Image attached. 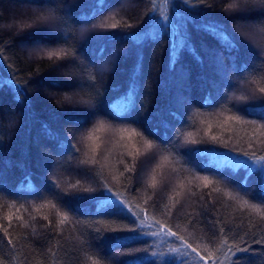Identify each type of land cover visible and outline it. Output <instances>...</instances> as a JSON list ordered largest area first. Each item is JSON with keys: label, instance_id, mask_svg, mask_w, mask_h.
Here are the masks:
<instances>
[{"label": "trees", "instance_id": "trees-1", "mask_svg": "<svg viewBox=\"0 0 264 264\" xmlns=\"http://www.w3.org/2000/svg\"><path fill=\"white\" fill-rule=\"evenodd\" d=\"M108 2L114 6L104 15L97 16L90 23L69 25L73 35L67 44L63 42L35 44L22 39L26 33H20L17 28H5L0 31V35L4 37V44H0L2 50L0 54L4 57L0 63V79H8L13 71L18 72L16 78L19 80L31 79L29 91L33 94V109L36 113L35 118L25 116L20 105L13 103L9 87L0 84V174L4 178L8 192L13 191L27 172L32 173V180L38 185L46 186L45 169L41 164L42 152L44 149H53V144L45 138L41 130L40 121H46L61 135L67 130L74 137L72 142L79 149V155L73 158L74 163L78 164L81 160H90L93 157L99 161L92 167L99 181L111 186L113 192L137 214V227L156 233L152 237L153 251L159 253L181 248L176 255L183 257L186 264H203L199 255L183 248V242L167 235L163 230L167 225L197 248L200 255L209 253L213 256L219 255L217 249L225 238L228 244H240L241 240H246L256 250L255 256L250 257L252 264H264V216L249 207L257 205L264 213V198L259 197L258 192L253 194L256 197L253 199L211 173L194 169L171 148L161 147L158 139L138 135L141 129L134 124H122L107 115H97L79 128L66 123L60 114L66 95L79 97L89 91L79 85L70 86L69 81L78 80L81 75L94 77L97 88L106 91V101L121 96L128 86L137 51L123 39L121 30L128 24H138L146 14L152 12L155 21H146V29L155 23L163 33V28L158 23L159 19L166 14L174 17L176 8L173 5L178 4V0H108ZM207 2L213 3L214 0ZM42 3L43 0H0V16L3 17L0 23L8 24L13 14H23L26 18L29 14L44 11ZM223 6L218 4L219 8ZM261 7L257 5L251 17L244 20L229 21L220 11L210 13L208 18L228 26L230 32L232 28L240 29L246 33V38L252 44L264 49V14L260 11ZM59 15L64 16L65 13L61 12ZM105 22L116 23L117 29L100 28L99 25ZM189 30L192 32V41L205 63L201 67L190 54L186 51L183 53L182 63L190 72L188 81L183 79L182 74L170 72L168 69L166 34H163L158 42L145 43L141 83L146 80L148 90H141L146 107L138 113L140 118L143 120L151 116L154 122L160 119L170 120L171 118L167 116L168 107H178L177 98L187 90L185 95H191L195 102L188 105V123L179 129L181 143L177 147L214 145L220 152L239 149L241 152L256 151L258 154H264V145L251 138L254 131L252 122L255 121L258 126L264 124V121L255 116H244L243 120L247 123L227 119L231 115H241L231 109L232 102L240 103L238 97L246 95L250 90L264 87V62H256L252 71L246 74L247 80L241 79L239 86L228 93L229 99L226 102H222L217 108L201 107L199 101L203 91L212 87L218 94L219 82L216 81L218 78L209 62L208 53L219 48V44L204 32H197L191 27ZM131 39L138 40L140 37ZM8 43H13L14 47L5 48L4 45ZM100 45H106L107 50L102 56H98L96 62L89 65L88 71L83 74L76 65L60 66L55 57L49 60L47 57L41 59L30 55L36 48L49 50L63 48L71 52L81 46L95 48ZM125 49L129 53L127 57L122 54V50ZM245 51L249 50L245 48ZM114 52L121 54L119 59L113 55ZM153 54L155 59L151 60ZM81 59L87 61L86 57ZM105 65L107 70L101 71ZM13 120L15 125L10 129L9 125ZM101 122L103 127H100ZM163 131L161 128V133ZM260 131H264V128ZM213 135L217 137L216 141L211 140ZM256 135L259 136V132ZM90 136L95 139L89 138ZM259 138L264 139V136ZM145 139H151L154 145L149 155H144ZM193 140L195 144L191 143ZM249 143L252 144L251 149ZM137 147L140 149V156L133 158L127 155L129 151L134 152ZM151 153L155 154L154 159L150 158ZM217 155L218 152L208 153L212 158ZM165 156L169 159L165 160ZM65 160L66 157L57 156V163L48 172L62 190L69 191L70 186L76 185L77 181L80 183L77 188L72 189L74 191L97 188L94 180L68 171ZM133 163L139 175L133 172L121 176L120 173L124 172L125 166L131 167ZM152 175L157 178L155 188L149 184ZM114 176L119 179L113 180ZM204 176L213 181L208 187L204 186ZM243 176L244 172L241 171L233 180L239 183ZM133 181L136 185L135 191L128 188ZM256 182L257 177L253 176L249 180V190ZM245 200L247 204H244ZM205 208L208 216L222 222L226 229L225 236L216 235L214 239H210L212 232L199 222L203 218ZM81 211L87 212L88 208ZM62 213L68 215V220L60 225ZM8 216L12 217L11 224ZM45 216L48 220L44 219ZM192 217L196 220L195 224L189 222ZM98 219L99 223L95 227L106 232L132 227L123 220L108 217ZM49 220L52 222L50 226ZM24 221H27V226H24ZM85 225L93 226L92 220L81 219L77 222L74 214L60 206L47 192L40 198L16 197L0 192V260L4 264H65L62 253L67 250L75 252L71 257L73 264H93L94 261L95 264H119L122 260L127 264H143L145 253L139 251L145 247L143 243L116 247L115 251L110 252L109 249L114 247L115 242L109 237L98 246L81 248ZM5 228L8 229L7 236L4 233ZM9 236L12 237L11 244L8 243ZM254 240L259 243H254ZM224 251H227V245ZM53 253L56 255L53 256ZM208 264H212V261L209 260ZM217 264L229 262L223 255H219Z\"/></svg>", "mask_w": 264, "mask_h": 264}, {"label": "snow or ice", "instance_id": "snow-or-ice-1", "mask_svg": "<svg viewBox=\"0 0 264 264\" xmlns=\"http://www.w3.org/2000/svg\"><path fill=\"white\" fill-rule=\"evenodd\" d=\"M218 4H223V8H219ZM257 5L262 6L260 11L264 14V0H214L213 3H208L207 0H178V4L173 5L176 8L174 17L166 14L158 21L163 28V33L155 26V23L146 29V21H155V16L152 12H149L138 24H128L126 28L121 30L123 39L128 41L137 50L125 92L119 97L106 101V91L97 88L94 77L81 75L78 80H70L69 84L72 87L77 85L82 88L86 87L89 91L79 97L66 95L65 104L60 108V114L66 123L73 124L79 128L89 123L97 115H107L110 119L117 120L122 124H134L141 129V133H138V135H146L158 139L161 147L171 148L174 153L181 156L186 164L194 169L211 173L226 184L240 189L253 199L256 198L253 194L257 192L259 197L264 198V154H258L256 151L241 152L239 149L220 152L214 145L191 148L177 147L181 143L179 129L188 123V105L195 102L191 95H185L187 90L177 98L176 104H178V107H168L167 116L171 118L170 120L160 119L158 122H154L151 116L142 120L138 114L141 109L146 107L141 96V90H148L147 81L145 80L141 83L144 63L143 47L146 42H158L162 38V35L166 34L168 36V69L170 72L182 74L185 81H188L190 78L189 70L182 63V55L185 51L201 67L204 66V58L192 41L190 27L194 28L197 32H204L210 35L219 44V48L210 50L208 53L209 62L213 66L215 75L218 78L216 81L219 82L218 94L217 90L212 87L203 91L199 101L200 106L217 108L222 102H226L229 99L228 93L233 88L239 86L241 79L247 80L246 74L252 71L256 62H264V49L257 48L252 44L246 38V33L240 29L232 28L230 32L228 26L208 17L210 13L220 11L229 21L244 20L251 17ZM42 6L45 8L44 11L29 14L26 18L23 14H13L8 24L0 23V31H3L5 28H17L20 33H26V35L22 36V39L30 40L35 44H55L58 42L67 44L73 35L69 25L84 22L90 23L97 16L104 15L114 5L110 4L108 0H43ZM61 12H64L65 15H59ZM2 20L3 17L0 16V21ZM93 27L96 26L93 25ZM99 27L103 29H117V24L105 22L101 23ZM132 37H140V39L132 40ZM0 44H4L3 35H0ZM4 46L5 48L14 47V44L8 43ZM245 48L249 51H245ZM106 50V45H100L95 48L81 46V48H76L71 52L63 48L53 50L36 48L32 50L30 55L40 57L41 59L47 57L49 60L55 57L60 62V66L76 65L83 74L88 71L89 65L94 64L98 56H102ZM0 53H2V50H0ZM122 54L124 57H127L129 54L128 50H122ZM113 55L117 59L121 56V54L115 52ZM81 57H86L87 61L81 59ZM154 59L155 54L151 57V60ZM3 60L4 57L0 54V63ZM105 70H107V65L101 69V71ZM17 75L18 72L13 71L8 79H0V84L9 87L13 103L20 105V109L25 116L35 118L33 94L29 91L31 79L19 80L16 78ZM236 77L240 79H236ZM238 100L241 102H232L230 107L241 115H231L227 117L229 121L247 123L243 120L244 116H255L264 121V87L258 90H250L246 95L238 97ZM153 115H158V113H153ZM40 124L45 138L53 144V149H44L42 152L41 164L45 169L44 180L47 182L46 186L42 187L38 185L32 180V173L27 172L23 180L16 185L13 191L8 192L4 178L0 174V192L16 197L36 198L42 197L44 192H47L56 199L60 206L66 208L68 212L73 213L74 219L77 222L81 219H91L93 226L89 227L85 225L81 248L85 246H98L101 241L111 237L115 244L113 248L109 249L110 252L115 251L116 247L143 243L145 247L139 250L145 253L143 264H186V260L183 257L176 255V253L182 250L181 248H173L167 252L159 253L152 250V237L156 233L137 227V214L132 212L131 207L113 192L111 186L99 181L92 171V167L99 163L95 157L90 160H81L78 164L74 163L73 158L79 155V149L73 144L74 137L67 130L61 135L59 131L51 128L48 122L40 121ZM252 124L254 131L251 138L257 140L259 144L264 145V139L259 138L260 136H264V131H260V129L264 128V124L257 126L255 121ZM14 125L15 120L12 121L9 128L11 129ZM100 127H103L102 122L100 123ZM161 128L164 129L163 133H161ZM133 132L135 133V129H133ZM257 132H259V136L256 135ZM89 138L95 139L92 136ZM211 140L216 141L217 137L213 135L211 136ZM191 143L195 144L196 142L193 140ZM153 147L152 140L145 139L144 155H149ZM249 148H252L251 143H249ZM210 152H218L219 155L212 158L208 156ZM127 155L136 158L141 155L140 149L137 147L134 152L129 151ZM57 156L66 157L65 164L68 165V171L75 172L78 175L82 174L86 179L94 180L97 183V188L74 191L72 189L77 188L80 183L77 181L76 185L70 186L69 191L62 190L48 174L53 165L57 163ZM150 158L154 159L155 154L151 153ZM164 159L167 160L169 157L165 156ZM241 171L244 172V176L239 183H236L233 177L239 175ZM133 172L137 176L139 175L135 163L131 167L125 166L124 172L120 173V175L123 176L124 173ZM253 176L257 177V182L249 190V180ZM118 179V177H113V180ZM203 183L205 187H208L213 181L208 176H204ZM149 184L153 188L156 187L157 178L155 175L151 176ZM135 186V181H133V183L129 184L128 188L131 191H135ZM247 203V200H245L244 204ZM249 207L264 216V213L261 212L257 205H249ZM83 208H88V211H81ZM61 215L63 218L60 219L59 224L63 225L68 220V215L65 213ZM100 217L127 221L132 227L112 229L111 232L102 231L100 228L95 227L99 223L98 218ZM7 219L9 224H11L12 217L8 216ZM44 219L48 220V217L45 216ZM189 222L195 224L196 220L192 217ZM199 222L208 227L209 231L212 232L210 239H214L216 235L225 236L226 229L222 225V222L215 217L208 216L207 208H205L203 218ZM51 223V220H49V226ZM24 226H27V221H24ZM163 230L169 237L183 242V248L199 255L203 264H208L209 260L212 261V264H217L219 255H223L229 264H252L250 257H254L256 253V250L246 240H241L240 244H228L225 238L217 249L219 255L213 256L212 253L200 255L197 248L184 240L183 236H179L177 232L172 231L170 227L165 225ZM4 233L6 236L8 235L7 228L4 229ZM8 243H12V237L10 236ZM254 243H259V241L254 240ZM225 245H227V251H224ZM55 255L56 253H53V256ZM62 255L65 258V264H73L71 257L75 255V252L65 250ZM0 264H4V262L0 260ZM93 264H95V261ZM119 264H127V262L122 260Z\"/></svg>", "mask_w": 264, "mask_h": 264}]
</instances>
